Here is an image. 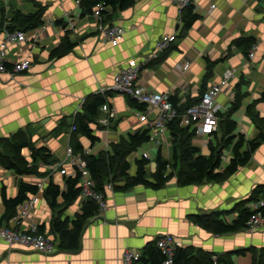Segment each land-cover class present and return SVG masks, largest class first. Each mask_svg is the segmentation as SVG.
<instances>
[{"label": "crops", "instance_id": "obj_1", "mask_svg": "<svg viewBox=\"0 0 264 264\" xmlns=\"http://www.w3.org/2000/svg\"><path fill=\"white\" fill-rule=\"evenodd\" d=\"M80 1L0 0V13L11 17L6 26L18 12L27 15L42 10L43 20L54 21V26L41 33V27L25 32L30 37L40 34L38 42L9 48L10 62L28 59L32 68L15 78L0 75V140L19 132H29L37 147L48 148L58 164L64 162L72 137L70 130L61 127L64 120L73 121L81 103L88 96L111 88L117 74L132 62L143 67L140 76L143 86L157 94L170 93L185 106L199 98L206 79L208 89L219 83L226 72L235 70L236 77L219 95L217 104L221 114L229 112L239 92L237 86L241 84L245 98L240 109L231 116L238 125L234 134L243 135L249 141L257 139L260 130L248 109L252 107L253 112L264 119V102L260 100L264 93V0H194L200 19L189 31L183 29L175 0H137L132 7L117 10L112 15V22L126 31L117 47L101 40L93 15L81 17ZM212 5L216 7L210 11ZM68 19H77L76 36L70 37L77 45L64 57L50 60L52 51L67 36L63 26ZM174 36L176 40L171 49L159 59L147 61L159 40ZM241 37L256 38L258 44L253 60H248L235 47L234 41ZM208 60L219 61L212 69L211 78ZM186 63H190L187 71L179 68ZM108 105L113 113L109 124L104 126L99 121L100 126L93 127L99 139L96 145L87 138L79 140L88 154L111 153L113 146L128 139L130 134L148 130V124L137 119V110L129 98L114 95ZM104 117H110V114H104ZM159 140L161 148L150 142L129 157L133 173L136 159L143 158L144 154L150 157L149 174L157 170L160 150L166 160L173 159L170 132H161ZM211 140L214 138L196 136L192 144L201 150V154L209 155ZM30 154L28 149L23 151L27 159ZM232 158L233 147L225 148L221 171L226 170ZM55 169V166L40 165L39 172L45 174L50 170L53 182L64 190L65 177ZM22 182L39 185L32 176L20 177L0 167V264H124L125 252L143 253L162 235H172L183 248L203 249L229 259L232 264H255V258L257 264H261L264 224L255 231L244 229L223 236L204 230L194 217L217 214L230 225L252 202L258 201L254 198L264 194V141L245 167L220 182L204 181L182 187L173 179L160 190L138 187L127 192L109 191L107 209L87 224L77 252H62L57 248L52 222L56 215L73 220L81 212L84 202L81 198L67 208L60 201V209L54 211L41 194L33 216L54 241L52 254L7 244L1 231L11 226L13 218L9 222L4 220L3 193L8 198L16 197ZM249 209L252 215L261 213L264 219V209Z\"/></svg>", "mask_w": 264, "mask_h": 264}, {"label": "trees", "instance_id": "obj_2", "mask_svg": "<svg viewBox=\"0 0 264 264\" xmlns=\"http://www.w3.org/2000/svg\"><path fill=\"white\" fill-rule=\"evenodd\" d=\"M80 2L82 18L93 15L96 7L102 5V21L103 23H110L114 12L132 7L137 0H81ZM199 19L194 4L186 8L181 15L184 31H189ZM5 23V19H0V31L4 29L34 31L44 23L43 12L41 10L36 14L27 15L18 12L9 26H6ZM257 44L258 42L254 37H241L234 41L235 47L242 51L246 58L249 57V52ZM76 45V41L67 35L62 44L52 51L50 60H57L71 53ZM208 63L209 78H211L212 69L216 67L219 61L211 62L208 60ZM205 84L199 98L188 106L181 105L177 97H170V102L178 113V116L167 124L172 138L173 159L166 160L160 150L156 159L157 170L153 174H149L151 165L149 155L136 159L134 173L133 166L128 160L141 146L151 142L149 129L130 134L128 139H123L119 144L114 145L111 153L104 152L97 156L91 155L86 153L83 145H81L79 141L81 138H87L94 146L99 141L93 127L100 126L99 121L105 114L103 107L109 104V99L113 97L111 91L88 96L84 100L82 109L74 116V120L69 123L64 120L61 127L71 131V147L75 154L82 155L84 158L91 179L95 182L94 191L103 196L106 204H108L107 193L110 185L113 188L112 192L119 193L138 187L160 190L173 179H176L182 187L202 184L204 181L220 182L237 173L240 168L245 167L251 161L253 153L264 141V119L254 113L252 107H249L248 114L259 128L260 134L253 141L246 140L243 135L234 134L238 125L231 119V116L240 109L245 98V94L240 90L241 84L237 86L239 92L228 112L230 115L224 116L221 112L218 114L219 126L217 132L211 136L215 141H210L209 155L201 154V150L193 146L192 140L196 137V133L191 127L181 125V116L189 107L199 103L200 98L207 90V79ZM260 100L264 102V93ZM129 101L136 110L146 111V105L140 104L132 98H129ZM245 146H247L246 149ZM229 147H233V158L226 170L221 171L223 150ZM26 149L31 152L29 159L23 156V151ZM40 165L57 168L59 164L57 158L48 148L37 147L32 142L29 132H19L11 138L0 140V167L3 169L14 172L20 177L32 175L47 177V172L45 174L39 172ZM76 173V176H64V190L56 185L52 178H49V183L42 192L38 185L22 182L16 197L8 198L6 193H3L6 210L4 220L9 222L14 218L17 207L29 200L31 196H41L42 194V197L49 202L54 211L60 209V201L63 202L65 208L73 205L80 199L83 191L81 173L78 170ZM262 197L264 194L260 197L257 196L254 200ZM104 212L97 202L88 199L83 202L81 212L73 220L63 218L62 215H56L52 222V230L57 236V248L62 252H77L81 247L83 232L87 224ZM251 216L252 213L248 208L243 210L240 218L230 225L220 220L217 214L198 215L194 217V220L204 230L224 236L238 233L244 229L247 230ZM39 232L45 234L43 227L39 228ZM252 252L256 255L254 250ZM239 253L244 254L245 252ZM167 260V256L164 255L157 243L153 242L145 248L139 261L134 264H164ZM172 260L173 264H232L229 259L215 253L195 247L183 248L181 246L177 247ZM255 264H257L256 258ZM261 264H264V249L261 252Z\"/></svg>", "mask_w": 264, "mask_h": 264}, {"label": "built area", "instance_id": "obj_3", "mask_svg": "<svg viewBox=\"0 0 264 264\" xmlns=\"http://www.w3.org/2000/svg\"><path fill=\"white\" fill-rule=\"evenodd\" d=\"M80 4V2H78ZM194 4V0H175V5L182 15L183 11ZM215 8V6H213ZM103 6L98 5L95 9L93 17L97 21L96 32L103 42L109 43L117 47L125 37L126 31L124 28L115 25L113 22L103 23L101 12ZM54 26V21L51 19H44L39 32L47 30ZM63 31L66 35L73 38L77 33V19H68L63 26ZM40 34L32 37L28 36L22 31H10L5 29L0 34V75L7 74L11 78H15L19 74L28 72L32 68L31 60L10 62L8 59L9 48L11 45L20 46L28 42H38ZM176 37H164L155 46V58L161 56L168 46L175 42ZM257 50L255 45L249 52L248 60H253ZM157 60V59H154ZM150 61V60H147ZM187 71L190 68V63H186L179 67ZM143 67L137 63H130L124 70L119 72L115 77L114 83L107 91L114 92L116 95L127 96L140 104L146 105V111L140 112L137 110V117L141 123L148 124V129L151 132L152 140L156 145H159L160 133L168 132L167 124L178 116L177 110L173 108L170 102L169 95H161L151 92L140 83V76ZM236 77L235 70H229L224 74L219 83L213 84L205 91L200 98L199 103L189 107L187 111L181 116V125L184 127H191L195 131L196 136L211 137L218 130L219 113L221 107L217 104L219 95L229 87L231 81ZM106 92V91H105ZM104 93V92H102ZM84 101L78 108L80 111L83 107ZM107 104L103 107L105 113L110 114V117L104 118L102 124L107 126L112 118L113 113ZM112 113V114H111ZM148 157V154H144ZM56 168V167H55ZM71 169V171L69 170ZM60 170L62 176H76V170L81 173V186L83 188L81 199L83 201L92 199L97 202L101 209H107L106 201L101 194L94 191L95 182L91 179L90 173L87 169V164L82 155L75 154L71 146L66 151V159L60 163L55 171ZM42 189L41 185H38ZM112 191V185L108 187ZM40 201V195L31 196L29 200L18 206L16 215L11 221V226L2 229L1 233L4 240L11 247L22 246L32 249L42 254H52L54 252V243L47 235L39 232V225L33 219V210ZM252 211L264 209V197L254 201L250 204ZM264 224V219L261 213L252 215L248 222V229L255 231ZM27 225V226H26ZM158 247L167 256L168 260L164 264H173V256L177 247L179 246L176 240L170 236L165 235L160 237ZM140 254L133 251H127L123 255L124 264H134L140 259Z\"/></svg>", "mask_w": 264, "mask_h": 264}, {"label": "rangeland", "instance_id": "obj_4", "mask_svg": "<svg viewBox=\"0 0 264 264\" xmlns=\"http://www.w3.org/2000/svg\"><path fill=\"white\" fill-rule=\"evenodd\" d=\"M6 4H7V2H5ZM8 3H9V1H8ZM213 6H215V5H212L211 6V10L210 11H212V10H214L215 8H213ZM216 7V6H215ZM4 14V15H3ZM0 19H5V22L6 23H8V20H10L11 19V17H9V16H7L4 12H1L0 13ZM162 40V39H161ZM123 41V40H122ZM160 41V40H159ZM173 46V42L170 44V46H168L167 47V49L164 51V53L166 52V51H168L169 49H171V47ZM163 53V54H164ZM115 80V79H114ZM106 92H108V91H106ZM105 92V93H106ZM113 94V96L114 95H116L114 92L112 93ZM117 96H121V95H117ZM236 96V95H235ZM123 97H127V96H123ZM127 98H129V97H127ZM235 99V98H234ZM110 110H112V108H110ZM225 113V112H224ZM223 113V115H225V116H229L230 115V113H228V112H226L225 114ZM105 114H108V113H105ZM104 118H107V117H104ZM137 119H139V117H137ZM102 121H103V118L100 120V123L102 124ZM159 142H160V144H159V148H161L160 146H161V140H159ZM152 144V143H151ZM154 144V143H153ZM155 145V144H154ZM153 145V146H154ZM158 147H155V148H158ZM150 158V157H149ZM49 168V167H48ZM56 173H60V170H58V171H56ZM61 174V173H60ZM47 176H48V178L47 177H45V179H43L44 177H39V176H36V175H32V179H35L37 182H39V183H37V184H39V185H41L42 186V189H40L41 190V192L47 187L46 186V182L47 181H49L50 179L49 178H51V175H50V170L48 171V173H47ZM62 176V175H61ZM177 181V180H176ZM44 182V183H43ZM171 182V181H170ZM40 202V201H39ZM39 202H38V204H39ZM37 204V205H38ZM37 207V206H36ZM35 207V208H36ZM34 212H35V209L33 210V214L32 215H34ZM15 215H16V213H15ZM33 219L38 223V219L36 220L35 218H34V216H33ZM12 221V220H11ZM38 225H39V223H38ZM27 226V225H26ZM163 236V235H162ZM162 236H159L158 238H156V240L154 241V242H156L157 243V245H158V243H159V241L161 240V238L160 237H162ZM167 236V235H166ZM170 236H172V235H170ZM47 237H49V236H47ZM50 238V237H49ZM51 240V239H50ZM51 241H53V240H51ZM53 243H54V241H53ZM54 249H55V245H54ZM133 252H135V253H139L140 255H141V252H139V251H136V250H133ZM139 261V260H138ZM138 261H136V262H138ZM136 262H134V263H136Z\"/></svg>", "mask_w": 264, "mask_h": 264}, {"label": "bare ground", "instance_id": "obj_5", "mask_svg": "<svg viewBox=\"0 0 264 264\" xmlns=\"http://www.w3.org/2000/svg\"><path fill=\"white\" fill-rule=\"evenodd\" d=\"M155 54H156V53H154L153 55L150 56V58H149L150 61H152V60H154V59H159V58L161 57V56H159V57L155 58ZM166 95L171 96L170 93H167ZM209 138H210V137H209ZM151 142L154 143V141L152 140V136H151ZM157 146H159V145H157ZM163 236H165V235H163ZM172 237H173V236H172ZM173 238H174V237H173ZM174 239H175V238H174ZM175 240H176V239H175ZM176 242H177V241H176ZM177 243H178V242H177Z\"/></svg>", "mask_w": 264, "mask_h": 264}]
</instances>
